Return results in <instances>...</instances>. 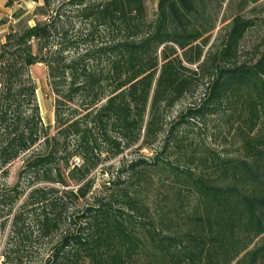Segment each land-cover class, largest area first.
Segmentation results:
<instances>
[{
    "label": "trees",
    "instance_id": "obj_1",
    "mask_svg": "<svg viewBox=\"0 0 264 264\" xmlns=\"http://www.w3.org/2000/svg\"><path fill=\"white\" fill-rule=\"evenodd\" d=\"M33 1L0 42L1 264H264V140L232 156L189 138L242 94L264 121V51L240 60L255 22L206 51L226 0H159L153 20L146 0ZM163 134L152 158L112 163Z\"/></svg>",
    "mask_w": 264,
    "mask_h": 264
},
{
    "label": "rangeland",
    "instance_id": "obj_2",
    "mask_svg": "<svg viewBox=\"0 0 264 264\" xmlns=\"http://www.w3.org/2000/svg\"><path fill=\"white\" fill-rule=\"evenodd\" d=\"M18 1L19 6H16L17 10H13L8 16L2 18L5 23L0 27V42L4 41V35L16 29L21 21L30 19L36 7L41 4V1ZM146 2L149 20H153L159 0H146ZM237 18L252 19L255 22V26L245 33L244 39L241 42L240 52V60L242 62L252 61L256 56H259L261 51H264V0H226L217 28L212 32H208L205 36L209 38L206 51L210 46L215 50L224 43ZM38 20H41V18L31 19L29 25H34ZM32 74L38 86V100L44 123L50 126L51 131H53L55 124L54 95L49 88L47 68L42 64L34 65L32 67ZM197 96H190L178 104L171 111L169 115L170 120L174 119L183 108L195 101ZM246 98L247 96L242 94L230 107L208 118L206 124L199 120L194 121L189 133L190 140L199 142L206 148L228 152L232 156H239L243 152L244 148L242 149V147L247 139L264 140V121L262 120L254 126L250 124ZM164 136L163 134L151 148H144L142 150L134 149L131 153H125L112 163L118 165L119 160L123 157L126 160L137 159L139 157L152 158L155 151L159 150L162 146ZM22 164L23 161L18 160L11 167L10 183L15 180L16 174ZM104 180L105 178L99 174L98 183L100 184ZM3 241H5V238ZM2 250L3 246L0 250V264L3 261ZM24 264L37 263L27 261Z\"/></svg>",
    "mask_w": 264,
    "mask_h": 264
},
{
    "label": "crops",
    "instance_id": "obj_3",
    "mask_svg": "<svg viewBox=\"0 0 264 264\" xmlns=\"http://www.w3.org/2000/svg\"><path fill=\"white\" fill-rule=\"evenodd\" d=\"M18 0H0V20L4 16H8L13 10H17L16 6H19Z\"/></svg>",
    "mask_w": 264,
    "mask_h": 264
}]
</instances>
